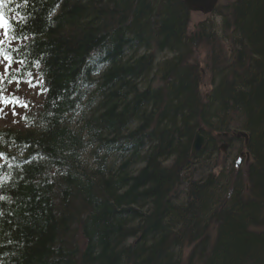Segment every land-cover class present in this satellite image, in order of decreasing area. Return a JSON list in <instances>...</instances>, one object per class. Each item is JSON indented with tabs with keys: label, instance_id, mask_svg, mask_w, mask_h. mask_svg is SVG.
I'll return each mask as SVG.
<instances>
[{
	"label": "trees",
	"instance_id": "16d2710c",
	"mask_svg": "<svg viewBox=\"0 0 264 264\" xmlns=\"http://www.w3.org/2000/svg\"><path fill=\"white\" fill-rule=\"evenodd\" d=\"M0 12L28 37L11 44L25 63L9 78L43 72L48 89L0 128V264H264V0L218 5L222 40L213 21L189 33L183 0H4ZM203 45L205 95L192 62ZM237 131L245 172L196 166Z\"/></svg>",
	"mask_w": 264,
	"mask_h": 264
},
{
	"label": "rangeland",
	"instance_id": "374dc122",
	"mask_svg": "<svg viewBox=\"0 0 264 264\" xmlns=\"http://www.w3.org/2000/svg\"><path fill=\"white\" fill-rule=\"evenodd\" d=\"M223 3L224 2L220 3V6H222ZM206 21H213V22L217 23V24H215L217 26V28L215 31V35H213V36L216 37V34H217V38L222 40L223 37L221 35V29L222 28H221L220 18L215 16L214 13L208 14V15H202L201 13L191 12L190 13L189 28H188L189 33H192L195 31V27L197 26V24H200L201 22L204 23ZM0 39H1V32H0ZM227 44L228 43L226 41L221 42V46L224 49L227 47ZM201 47H204V48H199L195 51V53L193 55L192 62L197 63L199 65V68L202 71L201 72L202 73L201 91L205 95L211 89L210 73L207 71V68L205 67V62L207 60V56L210 53V46L209 45L208 46L203 45ZM165 57L168 58V56H165ZM4 64H6V63L4 62ZM4 64H0V69L2 67H4ZM39 92H40V90L38 91V87L30 88L27 84H21L20 83L19 85H17V84L10 85L8 87V89L5 90L4 96L8 97L11 95H15V96L19 97L21 100L27 101V102H29V104H32L34 98H36L35 99L36 102H38L40 100V95H42V94H37ZM0 108H3V112L0 113V128H5L7 126H12V125L16 126L19 123L18 117H19V114L23 113L24 108H21L19 106H14V105L5 106L3 103H0ZM13 111H15L17 113V115H13ZM215 136H218V135L215 134ZM227 137H224V136L219 137L220 139L223 140V142H219V143L217 142L218 143L217 151L215 154L212 153L213 154L212 156H215L214 157L215 159L214 158L210 159L209 162L201 160L196 166H202L206 169L209 168V170H211L215 174H218L224 170L223 168L229 166L232 162H234V160L236 161V159H234V157L236 155H238L239 152L242 151L241 153L248 158H246L247 161H245L243 159V162L239 164V169L242 172H245L246 165H248V163L251 160V155L249 156V152L247 151V147L244 145V142H242V140L235 141V140L231 139L230 135ZM226 142L228 143V147L226 148L225 152H223L220 149V145H222V143H226ZM204 144H205V142H204ZM203 147H204V145H203ZM247 153H248V156H247ZM211 165H214V166L212 168H210ZM188 252H189V250L185 254H187Z\"/></svg>",
	"mask_w": 264,
	"mask_h": 264
},
{
	"label": "snow or ice",
	"instance_id": "6c2138e0",
	"mask_svg": "<svg viewBox=\"0 0 264 264\" xmlns=\"http://www.w3.org/2000/svg\"><path fill=\"white\" fill-rule=\"evenodd\" d=\"M4 0H0V8L3 7ZM0 30L3 31V38L0 39V64H4L5 61H7L6 64H4V72L2 75H0V85H2L7 78L8 83H13L15 82L17 85L21 83L20 78L13 74L9 78V71L11 69V66L13 63H18V64H24V60L17 61L15 60L13 53L14 52H19L20 49L18 48H12L11 44L14 41H19L20 39L27 40L28 37L24 36L21 37L19 36L13 29L12 24L5 18L2 12H0ZM33 67L39 69L41 67V62L39 60L35 61L33 63ZM15 72L19 73L20 69L17 68ZM26 76V82L29 87H40V92L37 94H43L44 92H47L48 89L46 87H42L44 84V73L39 72L37 73L36 77H33V73L28 71L24 73ZM0 103H3L5 106L7 105H14V106H19L27 109L29 107V102L21 100L19 97L15 95H11L8 97L4 96V89L0 87ZM3 112V108H0V113ZM13 115H17L15 111H13ZM22 119L27 120V117H22ZM0 199H3L0 197Z\"/></svg>",
	"mask_w": 264,
	"mask_h": 264
},
{
	"label": "water",
	"instance_id": "95a60500",
	"mask_svg": "<svg viewBox=\"0 0 264 264\" xmlns=\"http://www.w3.org/2000/svg\"><path fill=\"white\" fill-rule=\"evenodd\" d=\"M220 1H231V0H183L188 11L193 12V13H201L202 15L211 14ZM234 135L237 138L243 137L244 144L247 145L248 137L245 132L239 131L235 133ZM203 144H204V137L200 135L199 132H196L194 135L193 141H192V145H191V155L192 156L197 155L201 151ZM220 149L223 152H225L226 145L225 144L221 145ZM247 156H248V153H247ZM238 161L236 164H238Z\"/></svg>",
	"mask_w": 264,
	"mask_h": 264
},
{
	"label": "bare ground",
	"instance_id": "6f19581e",
	"mask_svg": "<svg viewBox=\"0 0 264 264\" xmlns=\"http://www.w3.org/2000/svg\"><path fill=\"white\" fill-rule=\"evenodd\" d=\"M212 86V85H211ZM200 88H201V84H200ZM238 132V131H237ZM237 132H235V133H237ZM234 133V134H235ZM227 136H229L228 134H227ZM234 138H237L235 135L233 136ZM248 137V136H247ZM237 139H243V142H244V138L243 137H240V138H237ZM247 143H248V141H247ZM245 146H247V145H245ZM250 155V154H249ZM233 165H234V163H233ZM235 168V167H234ZM236 169V168H235ZM236 170H238V169H236Z\"/></svg>",
	"mask_w": 264,
	"mask_h": 264
},
{
	"label": "flooded vegetation",
	"instance_id": "af4514ba",
	"mask_svg": "<svg viewBox=\"0 0 264 264\" xmlns=\"http://www.w3.org/2000/svg\"><path fill=\"white\" fill-rule=\"evenodd\" d=\"M228 138V137H227ZM231 139H233V140H242V139H237V138H234V137H231ZM227 140V139H226ZM239 155H240V153H239ZM241 162L243 161V158H241V160H240Z\"/></svg>",
	"mask_w": 264,
	"mask_h": 264
}]
</instances>
